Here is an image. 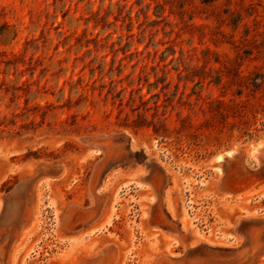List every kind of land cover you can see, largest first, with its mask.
Here are the masks:
<instances>
[{
    "label": "rangeland",
    "instance_id": "obj_1",
    "mask_svg": "<svg viewBox=\"0 0 264 264\" xmlns=\"http://www.w3.org/2000/svg\"><path fill=\"white\" fill-rule=\"evenodd\" d=\"M0 264H264V0H0Z\"/></svg>",
    "mask_w": 264,
    "mask_h": 264
}]
</instances>
